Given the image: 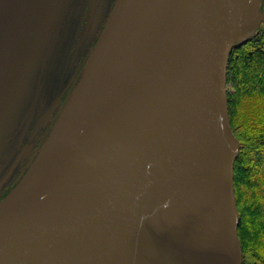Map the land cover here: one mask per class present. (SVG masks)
I'll return each instance as SVG.
<instances>
[{
  "label": "water",
  "instance_id": "water-1",
  "mask_svg": "<svg viewBox=\"0 0 264 264\" xmlns=\"http://www.w3.org/2000/svg\"><path fill=\"white\" fill-rule=\"evenodd\" d=\"M261 1H114L0 200V264H241L226 76Z\"/></svg>",
  "mask_w": 264,
  "mask_h": 264
},
{
  "label": "rangeland",
  "instance_id": "rangeland-1",
  "mask_svg": "<svg viewBox=\"0 0 264 264\" xmlns=\"http://www.w3.org/2000/svg\"><path fill=\"white\" fill-rule=\"evenodd\" d=\"M113 1L0 0V188L15 183L38 153ZM236 111L235 126L256 134L264 95L245 96Z\"/></svg>",
  "mask_w": 264,
  "mask_h": 264
},
{
  "label": "trees",
  "instance_id": "trees-1",
  "mask_svg": "<svg viewBox=\"0 0 264 264\" xmlns=\"http://www.w3.org/2000/svg\"><path fill=\"white\" fill-rule=\"evenodd\" d=\"M226 88L230 123L238 143L233 183L241 264H264V115L258 116L262 126L253 135L233 121L236 106L245 96L264 95V22L232 49Z\"/></svg>",
  "mask_w": 264,
  "mask_h": 264
},
{
  "label": "flooded vegetation",
  "instance_id": "flooded-vegetation-1",
  "mask_svg": "<svg viewBox=\"0 0 264 264\" xmlns=\"http://www.w3.org/2000/svg\"><path fill=\"white\" fill-rule=\"evenodd\" d=\"M262 9H264V0L262 2ZM14 186L13 184L6 185L5 188H0V199Z\"/></svg>",
  "mask_w": 264,
  "mask_h": 264
}]
</instances>
